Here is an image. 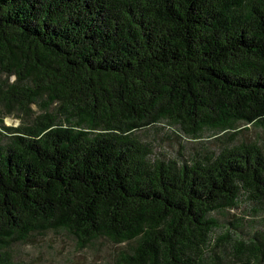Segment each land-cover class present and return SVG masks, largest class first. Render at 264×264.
Returning a JSON list of instances; mask_svg holds the SVG:
<instances>
[{
    "label": "trees",
    "instance_id": "16d2710c",
    "mask_svg": "<svg viewBox=\"0 0 264 264\" xmlns=\"http://www.w3.org/2000/svg\"><path fill=\"white\" fill-rule=\"evenodd\" d=\"M163 123L192 144L158 154ZM243 198L264 208V0H0V264L48 233L264 264V231L214 237Z\"/></svg>",
    "mask_w": 264,
    "mask_h": 264
},
{
    "label": "rangeland",
    "instance_id": "374dc122",
    "mask_svg": "<svg viewBox=\"0 0 264 264\" xmlns=\"http://www.w3.org/2000/svg\"><path fill=\"white\" fill-rule=\"evenodd\" d=\"M33 109L38 111L37 106ZM7 126H19L20 120L15 117L6 118ZM176 129L163 123L159 129L151 130V139H154L160 146L157 153H168L177 155L182 146H190L188 140L177 136ZM209 133H206V137ZM246 139H256V131L252 128L244 135ZM258 211V213H255ZM222 227L214 233V237L225 234L228 230L235 232L233 224L237 221L243 223V230L237 232L238 236L247 240L257 230L264 231V208L255 203L242 199L240 206L228 213L216 214ZM14 252L19 259L27 264H115L114 257L118 249L107 242H98L89 248L80 250L76 242L63 235L48 233L45 236H38L31 245H16Z\"/></svg>",
    "mask_w": 264,
    "mask_h": 264
}]
</instances>
